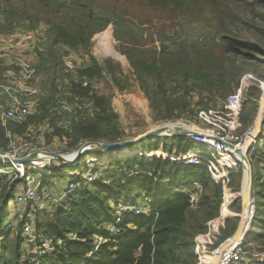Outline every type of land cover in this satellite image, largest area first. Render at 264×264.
<instances>
[{
	"label": "trees",
	"instance_id": "trees-1",
	"mask_svg": "<svg viewBox=\"0 0 264 264\" xmlns=\"http://www.w3.org/2000/svg\"><path fill=\"white\" fill-rule=\"evenodd\" d=\"M110 26L118 52L129 62L131 75L149 102L154 122L191 118L196 107L216 108V100L231 95L250 68L257 71L264 65V0H0V35L18 29H45L35 54L44 93L36 113L25 122L7 127L0 123V152L11 144L8 130L15 141L29 140L26 134L31 126L48 119L52 130L47 133V144L68 152L90 141L115 143L124 139L126 133L112 93L114 87L120 92L127 90L121 82L122 68L110 62L101 65L93 54V39ZM192 28L200 29L203 35L192 37ZM98 41L102 43L96 44L97 52L125 60L114 50L112 37L106 42L97 36ZM70 53L83 59L78 80L65 72L62 58ZM4 70L0 66V81ZM84 80L105 82L106 89L89 96L91 86L83 88ZM226 91L229 94L223 96ZM262 92L258 87L249 90L258 100ZM68 94L88 99L90 114L58 115L54 109L69 99ZM258 107L256 100L243 103L240 122L244 129L255 121ZM197 145L188 137L149 138L137 144L138 150L162 148L175 154L197 149ZM263 163L264 149H258L252 168L253 193L258 189L259 198L255 199V215L244 244L250 252L255 251L250 245L264 251ZM108 167L113 173L110 185L81 184L65 204L38 216V234L62 242L57 252L39 258V264H196V238L207 232L208 222L222 215L223 186L212 181L205 168L159 158L133 155L109 159ZM239 171L230 173L228 189L232 194L241 193ZM42 176V186L54 177L65 178L57 173ZM73 178L81 182L79 177ZM23 182L27 181L16 174L0 177V264H23L20 229L17 233L5 227L10 204L16 201L14 192ZM195 184L202 187L197 210L184 193L194 190ZM139 193L152 199V214L124 217L117 225L114 205ZM236 205L239 214L240 198L230 207L231 212ZM238 223L239 215L227 217L210 251L230 238ZM110 225H117L120 233L111 235ZM71 234L76 238L69 239ZM98 237L106 242L90 258Z\"/></svg>",
	"mask_w": 264,
	"mask_h": 264
},
{
	"label": "built area",
	"instance_id": "built-area-1",
	"mask_svg": "<svg viewBox=\"0 0 264 264\" xmlns=\"http://www.w3.org/2000/svg\"><path fill=\"white\" fill-rule=\"evenodd\" d=\"M42 33L41 29L36 32L18 29L7 35H0V66L5 67L0 81V123L3 127H7L9 123L22 124L29 116L36 113L38 109L42 90L40 78L37 76L35 67V54L40 42L43 41ZM62 60L65 72L73 79L78 80V71L83 59L70 53L64 55ZM81 83L83 88L91 86L89 96H92L94 92H99L101 88L98 80L92 83L84 80ZM252 87H258L264 92V82L247 73L241 78L239 86L231 95L225 100H216L218 102L216 108L200 110L191 118H180L167 124L170 128L180 127L197 134V136L189 138L193 143L198 144L199 148L190 150L180 156L175 153L166 155L163 149L134 153V155L148 157L150 160L153 158L169 159L172 162L182 163L184 166L205 168L209 172L211 180L223 186L224 209L222 215L208 222L207 232L196 238V264H211L208 263L207 248L213 246L212 240L219 233L220 227L224 225L223 223H225L227 218L224 215L226 210H228L225 204L227 195H235L230 193L228 186L230 184V173L240 167V161L235 152L230 150L225 143H231L241 148L250 142L247 156L251 163L255 160L258 149H264L262 144L264 142V109L258 135L254 136L256 135L254 121L252 125L241 132L242 136H237L240 135L237 134V130L241 128L240 115L242 105ZM68 96V100L59 102L55 107L54 110L58 115H63V113L67 112L80 114L85 117L90 114V102L88 99L73 94H68ZM3 99L6 100V103L2 101ZM51 130V120L49 119L41 124L31 126V129L26 134L29 140L19 138L15 141L13 140L14 135L8 130L7 136L11 139V144L5 152H0V157L16 160L24 158L33 152H52L57 155L70 154L72 151L68 152L62 148H53L47 144V133ZM260 144L262 145L259 148ZM97 160V158H92L89 162L92 163ZM44 161L46 160H35L25 164L0 163V177L16 174V178L19 175L21 179L27 181V187L23 185L19 187L20 190L16 195L15 201L23 209H27V212H20L18 219L5 225L8 231L18 232V229H20L21 238L26 246L25 254L30 258L29 262L26 261L23 264H39V258L57 252L58 246H61L62 242L42 238L38 234L36 230L38 216L65 203L76 194L77 189L82 184L69 180L58 191H54L52 187L42 186V181H36V177L28 175V172L31 171L30 166L37 170L48 169L47 165L51 164V160L47 159L46 163ZM261 169L262 173H264V163L261 165ZM92 170L89 169L86 172L87 174L84 175L85 185L99 183L100 181H103L106 185L111 184L110 175L105 177L104 173L92 172ZM184 193L189 196L192 209L197 210L200 207L202 187L195 184L194 190L188 189ZM130 199L114 205L117 225L123 222L124 217L150 216L152 214V199L149 196L142 194L139 198L133 197ZM233 201L232 199L231 202ZM21 222H24L22 226H20ZM117 225L109 226L108 230L111 235L120 233ZM75 238L76 235H69V239L73 240ZM245 239L225 255L221 264H264V254L247 251L244 245ZM105 242L103 237H98L95 240V248L90 252L89 257L91 258ZM213 253L211 251L212 255ZM252 259H255V261Z\"/></svg>",
	"mask_w": 264,
	"mask_h": 264
},
{
	"label": "rangeland",
	"instance_id": "rangeland-1",
	"mask_svg": "<svg viewBox=\"0 0 264 264\" xmlns=\"http://www.w3.org/2000/svg\"><path fill=\"white\" fill-rule=\"evenodd\" d=\"M40 29L42 31H45L44 28H40ZM107 31H110L112 35H110ZM189 32H190V35L192 37H200L201 35H203L202 34L203 32L198 28H192L191 30H189ZM100 34L96 35L95 38L93 39V54H94L95 58L97 59V61L101 65H105L106 63L110 62L114 65L121 66L122 72H123V75H121V82H122V85L127 88V90L125 92H120L117 88L114 87L113 92H112V93H114L113 94V96H114L113 106L115 108V111L118 112V108H119V111L121 109V111H120V113L122 114L121 121H122L124 130H125V133H126V136L124 137V139H139V137H141L145 133L157 130L158 128L167 126V124L173 122V121L154 122L153 116L151 114V110L149 107V102H148L145 94L140 90V88H139L137 82L135 81L133 75H131V68H130L129 62L127 61L125 56H122L117 50V42L113 36V27L110 26L107 30H105L104 32H102ZM97 36L98 37L101 36L102 38H104V40L106 42H108L110 40V38L112 37V43L111 44H112L114 50L116 52H118L125 60L119 61V60L114 59L112 56H108L104 53L97 52L95 49L96 44L102 43V41L97 42ZM247 73L254 75V77H257L259 80L264 82V65H261L260 67H258L257 71L250 68V71ZM107 80H108V78H107ZM105 84H106L105 82L100 81V85H101V88L99 90V92L101 91L100 93H102L104 91V89H106ZM43 93L44 92H42V95H43ZM252 93L257 95V93L254 92L253 90H252ZM228 94H229V92L226 91L223 93V96H227ZM252 97L249 94L246 97V99L244 100V102L249 103L253 100H256L258 102V106H259V102H260L259 100L260 99L258 100V98H256V96H254V95H252ZM2 101L4 103H6L5 99H3ZM140 101H143V104ZM202 109L203 108H201V107H196L195 114H197V112L202 110ZM256 112H258V111H256ZM256 116H257V113H256ZM256 116H255V118H256ZM197 125L199 126V124H197ZM244 130L245 129L243 128V125L241 124V128H239L237 130V134H240V135H237V136H242L241 132ZM262 144H263V148H264V142ZM262 144L259 145V148L261 147ZM57 145H59V143H57ZM196 147L199 148L198 145ZM138 149H139V146L135 145V146L130 147L129 151L127 150L124 152H119V153H114V154H108L105 152L103 153L101 151L89 152L88 154L85 155V158L86 157H90V158H88L86 160L84 158L83 161H79V162H77L73 165H70L68 167H63L62 163H60L57 160L44 157L43 160H46V161H47V159L51 160V164L47 165L48 169L37 170L34 167L30 166V169H31L30 172H32L31 175L36 176V178H41V177L43 178V176H42L43 173L48 174V175H50V174L55 175V173L60 174V175H64L65 176L64 179L61 180L57 177H54L51 180H49V182L47 184H45V186H44V187L47 186L48 188L52 186V189L54 191H58L59 188H61L62 185L67 184L69 182V180H74V181L77 180V179H74L73 177H75V178L79 177L81 179L80 183L84 184V182H85L84 175L86 174V172L89 169H93L92 172L93 171L94 172L97 171L98 173L102 172V173H104L105 177L112 175L113 174L112 170L108 167L109 159L131 157L134 155L135 152H140V151L142 152V150H138ZM160 149H162V148H160ZM136 150H138V151H136ZM146 152H148V151H146ZM185 153L186 152H181L179 154V156L182 154H185ZM131 154H133V155H131ZM165 154L167 155V154H169V152H166ZM164 157H166V156L164 155ZM92 158H97L98 160L96 162L90 163L89 161ZM167 160H169V159H167ZM82 162L85 163V166H84V164H81ZM44 163H46V162H44ZM240 169L242 171V183H243L244 182V173H243L241 166L238 169L234 170L233 172H234V174H237V173L239 174ZM36 181H39V179H37ZM102 182L103 181H100L99 183H102ZM19 190L20 189H17L14 192V196L18 194ZM258 191L259 190L257 189V194L255 193V195L253 193V196L255 199L259 198ZM142 194L143 193H139L138 195L134 196V198H139ZM240 196H241L240 193L235 194L234 196L229 195V194L227 195V198L225 200V204H226L228 210H226V212L224 214L226 217H229L231 215H239L240 214V213L237 214L239 205H236V207L235 206L232 207V210L235 213L230 211L231 210L230 207L239 199ZM131 198H133V197H131ZM232 199L234 200L233 202H231ZM228 202H229V204H227ZM234 207H235V210H234ZM21 208H23V207L20 206L19 204H17L13 200L10 204V211H9V213L5 219V223L13 222L14 220L18 219L17 215L20 213L19 211ZM21 210H22V213H23V211H24V213L27 212V209H21ZM51 211H47L46 213H49ZM240 211H241V208H240ZM223 224L225 225V223H223ZM17 233H19V231ZM16 235L17 234H14L13 236H16ZM250 247H255V253L264 254V251H261V249H259L260 246L258 248L257 245H250L249 248ZM25 249H26V246L24 245V241L22 239V246H21L22 260H21V263L26 262V261H28V259H30L28 257V255L25 254ZM207 251H208L207 257H208L209 261H212L213 255L211 254L210 249L207 248ZM212 252H215V251H212ZM249 255H253V254H249ZM252 260L255 261V259H252ZM253 261H251V262H253ZM209 263H211V262H209ZM251 264H256V263H251Z\"/></svg>",
	"mask_w": 264,
	"mask_h": 264
},
{
	"label": "water",
	"instance_id": "water-1",
	"mask_svg": "<svg viewBox=\"0 0 264 264\" xmlns=\"http://www.w3.org/2000/svg\"><path fill=\"white\" fill-rule=\"evenodd\" d=\"M264 109V92H262V96L260 98L259 107L257 116L255 118V130L257 136L260 129V124L262 120V114ZM197 136V134L189 132L180 127L170 128L167 126L160 127L157 130L150 131L145 133L139 139H122L115 143H107L102 141H90L82 146H80L77 150L71 152L66 155H57L52 152H33L27 155L24 158L11 160L6 157H0V163H8L13 162L15 164H25L35 160H41L44 157L50 158L59 161L63 166H70L77 162H79L84 155L93 151H101L106 152L108 154H114L124 151H129L130 147L137 145L138 143L147 140L149 138H178V137H191ZM225 145L233 150L240 161V166L244 173V182L242 183L241 189V211L239 214V223L234 234L228 238L225 242H223L214 252L213 260L211 264H221L225 255L232 250L238 243L243 241L245 237L248 235L252 221L255 215V198L253 196V186H254V177H253V168L251 161L247 156V149L250 145V142L247 143L244 147H236L231 143H225Z\"/></svg>",
	"mask_w": 264,
	"mask_h": 264
},
{
	"label": "crops",
	"instance_id": "crops-1",
	"mask_svg": "<svg viewBox=\"0 0 264 264\" xmlns=\"http://www.w3.org/2000/svg\"><path fill=\"white\" fill-rule=\"evenodd\" d=\"M140 102H142V104H143V101H140ZM120 111H121V109H120ZM120 111H119V108H118V112H119V113H118V112H117V113H118V114H120V117H121V116H122V114L120 113ZM86 174H87V173H86ZM35 177H36V176H35ZM37 179L41 180V178H36V180H37ZM34 182H35V181H34ZM24 184H25V183H24ZM24 184H23V186H24V187H27V182H26V184H25V185H24ZM41 187H42V186H41ZM51 187H52V186H51ZM21 209H23V208H21ZM21 209H20V211H19V212H22V210H21ZM19 212H18V213H19ZM17 216H18V215H17Z\"/></svg>",
	"mask_w": 264,
	"mask_h": 264
},
{
	"label": "bare ground",
	"instance_id": "bare-ground-1",
	"mask_svg": "<svg viewBox=\"0 0 264 264\" xmlns=\"http://www.w3.org/2000/svg\"><path fill=\"white\" fill-rule=\"evenodd\" d=\"M104 153V152H103ZM106 153V152H105ZM44 162H46V161H44Z\"/></svg>",
	"mask_w": 264,
	"mask_h": 264
}]
</instances>
